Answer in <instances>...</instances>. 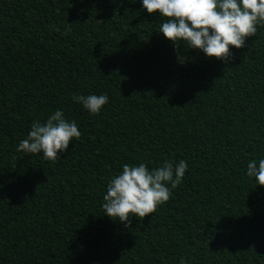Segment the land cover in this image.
Returning <instances> with one entry per match:
<instances>
[{
  "label": "trees",
  "instance_id": "1",
  "mask_svg": "<svg viewBox=\"0 0 264 264\" xmlns=\"http://www.w3.org/2000/svg\"><path fill=\"white\" fill-rule=\"evenodd\" d=\"M163 22L142 0H0V264H264V186L247 175L264 159V26L223 61ZM101 94L98 115L72 99ZM56 110L81 132L60 160L17 151ZM181 160L155 213L105 215L124 164Z\"/></svg>",
  "mask_w": 264,
  "mask_h": 264
},
{
  "label": "clouds",
  "instance_id": "2",
  "mask_svg": "<svg viewBox=\"0 0 264 264\" xmlns=\"http://www.w3.org/2000/svg\"><path fill=\"white\" fill-rule=\"evenodd\" d=\"M142 8L164 18L159 31L175 47L184 44L202 51L207 58L223 61L230 58V48H242L247 37L256 35L257 26H264V0H142ZM184 60L178 57L181 64ZM72 99L92 115H98L108 103L106 94L74 95ZM80 136L76 122L66 119L63 110H56L46 122H33L17 151L42 153L44 159L55 162L73 138L78 140ZM187 170L185 160L175 165L165 161L151 170L145 163L124 164L122 172L107 184L102 205L105 215L126 222L128 227L130 217L144 218L155 213L170 199ZM247 175L264 186V159L258 166L255 160L249 162ZM180 264H186L184 258Z\"/></svg>",
  "mask_w": 264,
  "mask_h": 264
}]
</instances>
